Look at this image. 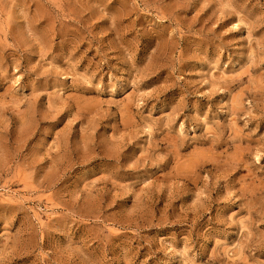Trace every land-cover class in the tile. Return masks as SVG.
Wrapping results in <instances>:
<instances>
[{"label": "rangeland", "instance_id": "1", "mask_svg": "<svg viewBox=\"0 0 264 264\" xmlns=\"http://www.w3.org/2000/svg\"><path fill=\"white\" fill-rule=\"evenodd\" d=\"M0 264H264V0H0Z\"/></svg>", "mask_w": 264, "mask_h": 264}]
</instances>
